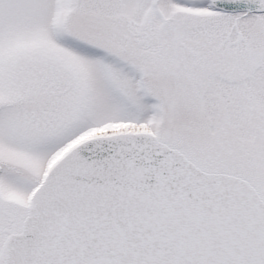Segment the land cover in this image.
<instances>
[{
  "label": "snow or ice",
  "instance_id": "1",
  "mask_svg": "<svg viewBox=\"0 0 264 264\" xmlns=\"http://www.w3.org/2000/svg\"><path fill=\"white\" fill-rule=\"evenodd\" d=\"M0 264H264V0H0Z\"/></svg>",
  "mask_w": 264,
  "mask_h": 264
}]
</instances>
